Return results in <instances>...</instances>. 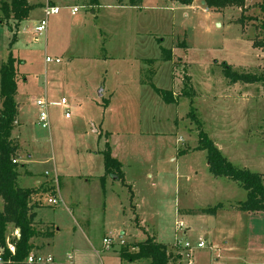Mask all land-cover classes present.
<instances>
[{"label":"rangeland","instance_id":"rangeland-1","mask_svg":"<svg viewBox=\"0 0 264 264\" xmlns=\"http://www.w3.org/2000/svg\"><path fill=\"white\" fill-rule=\"evenodd\" d=\"M56 1L60 11L48 16L45 32H36L35 21L27 18L11 46L15 33L0 25V68L11 46L20 72L21 106L13 130L23 159L18 171L44 174L53 160L43 161L58 162L59 193L40 194L45 204L48 196L62 200L47 207L63 227L56 261H69L74 248L93 250L85 241L90 235L98 252H81L79 264H103V251L116 257L104 264H136L121 259L119 249L148 237L171 250L178 239L189 242L194 264H264V211L223 209L217 221L184 211L219 202L229 207L247 197L237 182L209 172L206 151L197 149L200 130L235 165L264 174V82L231 84L222 65L264 72V49L254 43L264 37L263 0L221 10L202 0H143L139 8L103 0L96 13L90 7L96 0ZM73 5L80 6L77 15L71 14ZM165 49L174 51L171 59H164ZM47 55L61 62H47ZM51 72L61 73L64 87L55 76L56 90L45 94ZM161 89L175 92L178 100L167 101ZM62 95L69 115L50 106V128H44L38 98L51 102ZM191 110L199 124L188 116ZM107 146L121 161L125 179L108 175L104 205L86 211L88 224L76 216L79 186L72 175L87 173L82 157L93 151V172L103 174ZM29 156L39 162L26 164ZM8 234L13 238L15 229ZM106 236L117 242L110 250L104 249ZM200 240L203 248L196 247Z\"/></svg>","mask_w":264,"mask_h":264},{"label":"trees","instance_id":"trees-1","mask_svg":"<svg viewBox=\"0 0 264 264\" xmlns=\"http://www.w3.org/2000/svg\"><path fill=\"white\" fill-rule=\"evenodd\" d=\"M179 1L184 4H191L194 0ZM202 1L209 9L221 10L230 5L242 6L245 0ZM142 2L143 0H129L132 6H140ZM35 7L28 0H11L10 3L2 5L5 17L12 14L17 21L27 19L30 11ZM261 8L264 11V0L261 3ZM5 17H2L0 21H3ZM14 42L15 36L11 46ZM254 43L264 49V37ZM11 46L8 57L0 68V197L4 202V207L0 210V246H6L8 240L14 242L16 253L13 255L6 250L4 255L5 264H21L33 250L31 239L39 233L33 225L35 195L44 191H52V188L38 191L29 187H21L18 184L19 162H14V160L18 161V158H20V144L13 135L19 115V104L16 100L18 91V58L13 54ZM171 55L172 51L170 49L164 50V59H171ZM222 65L225 76L231 84L237 82H264V72L259 74L238 72L233 70L232 66L227 62H223ZM161 91L167 101H177L179 98L170 90L161 89ZM188 116H191L199 124V119L193 114L192 110L188 113ZM197 149L206 151L208 170L214 177H223L237 182L240 187L247 191V197L229 207H226L223 202H219L215 205L189 209L186 211L188 214L216 215L218 211L223 209L249 212L264 211L263 173L235 165L203 130L199 132ZM103 154L105 172L114 175L117 179L124 180L121 162L113 157L111 147L107 146ZM10 224L15 228H20L19 237H9L8 228ZM46 235L51 236V233L47 232ZM119 257L136 264H140L142 261H148V264H181V254L177 250L173 248L171 250L170 244L156 241L152 237L144 241L122 245L119 249Z\"/></svg>","mask_w":264,"mask_h":264},{"label":"crops","instance_id":"crops-1","mask_svg":"<svg viewBox=\"0 0 264 264\" xmlns=\"http://www.w3.org/2000/svg\"><path fill=\"white\" fill-rule=\"evenodd\" d=\"M10 2H11V0H0V20L2 17L6 16L4 14L3 9H2V5L4 3H10ZM28 2L30 4L36 6L34 9H32L30 11L29 16H28L29 19L32 18L35 21V25L38 23V21L41 18L44 17V10L47 6H58L59 7L56 0H28ZM95 2L96 3L99 2V4L98 5L94 4V7H92V5L90 6L91 8H93V13L98 12L99 8L104 6L103 0H96ZM115 5L119 8H123V7H127V6L139 8L142 6V5L132 6V5H130L129 0H116ZM78 6L79 5L71 6V14L72 15H77V13L79 12V9L76 13H73L72 9H73V7H78ZM79 8H80V6H79ZM23 21L24 20H22V21L15 20L13 18V15L10 14L9 16L5 17V19L3 21H0V25L1 26H4V25L8 26L10 28V31L15 33L14 36L16 39L17 34L20 31V28L22 26L21 24ZM18 28H19V30H18ZM16 29L18 30L17 32L15 31ZM170 50L174 54V51L172 49H170ZM57 57H59V56H57ZM19 73L20 72L18 70V79L20 77ZM52 73L53 72H51L47 77L48 78L46 81L47 84L45 85V88L43 89L45 94L46 93L49 94L50 92L52 93L56 90L55 89V87L57 85L56 78H57V80H60L61 88L63 89V87H64L63 86L64 82H63V78H62L61 73L59 72L61 76L60 75H54V73L53 74ZM140 73H141V70H140ZM55 76H56V78H55ZM26 80H27V78H26V76H24V81H26ZM18 85H19V82H18ZM18 91H19V86H18ZM18 91H17V94H18ZM173 93L175 94V92H173ZM61 98H65L64 95H62L59 100H61ZM38 99H45V98L39 97ZM59 100H52V101H59ZM0 103H1V99H0ZM18 104H19V109H20L21 104L19 102H18ZM69 106L70 105L68 104L67 108L64 106H60V107L64 108L66 111L70 108ZM17 122H19V121L17 120L16 124H17ZM95 131H96V129H95ZM20 152H21V148H20ZM112 155H113V153H112ZM92 156H93V158H92ZM97 156H98V151H93L92 153H87L86 156L82 157L83 160L87 159L86 163L85 164L83 163L85 166V169L87 170V173L86 174H74V175H72V177H75L73 179H76L77 184L79 186V188L75 192L77 195H81V197L75 195V199L77 201L75 203V205H76V209L78 210V212H77L78 214H76V216L79 215L80 217H82L84 222L86 220H88L89 221L88 224L91 223V220L85 219L87 216L86 211L91 210V209H96L97 207H99V205L100 206L104 205L103 192L105 191L104 188H105V185H106V182L108 179V175L113 179H117V177H115L114 175L112 176V174H108L106 172H104L103 174H94V172H93L94 168H95L94 163H95V157H97ZM113 157L117 158L114 155H113ZM103 158H104V156H103ZM117 159L119 160V158H117ZM49 161H52L51 163H53V164L51 165L50 170L46 169L44 171V174H40L39 171H36L32 168L27 169L26 173L23 171H20V172L18 171L19 172L18 182L21 179V176L24 177V179L21 181L22 182L21 187H29V188H33V189L38 190V191L39 190L43 191L46 188H52L51 190L53 191L52 192L53 194H56L57 192L59 193V189L55 188V186H54V183L56 182V184H57L58 178H60V176H61L60 174H57L58 169H59L58 162L54 158L53 159L48 158L43 162L47 163ZM17 162H19V163L23 162L21 155H20V158H18ZM37 162H39V161H37V160L33 161L32 156H29V159L25 161L26 164H30V165L37 163ZM121 166H122V163H121ZM104 168H105V165H104ZM21 173H24V174H21ZM52 173H54V174H52ZM124 179H125V174H124ZM35 196L36 197L34 198V203H33L34 204L33 211L35 212V218H34V224L33 225L38 230L39 233H38V235L34 236L31 239V242L33 244L32 252H42L45 255H51L53 257V261L50 263H46V264H79L80 263L79 254L81 252H93V251L98 252L97 248L93 244V237H91L90 235H85V241L88 242L89 246L92 247L93 250H90L89 248H87L86 249L87 251H85L84 249H81V248H74L73 251H74L75 255H71V254L68 255V258H69V261H67L68 263L65 262L64 260L61 261L59 258H58V261H56L55 254H57V256H58L59 253H58V250L55 246V243H56L55 241L62 234L63 227L56 224V222L51 217V214H48L49 212L47 211L48 210L47 207L51 206L49 201H48L49 198H51L53 196H56V197L58 196L57 198L59 199V202H61L62 201L61 196H59L58 194L53 195V196H48L47 197V204H45L44 201L41 199V197H39L40 193H38ZM3 207H4V202H3V199L0 197V210H2ZM189 209H192V208L185 209L184 211H187ZM217 214L216 215L207 214V215L210 217H214L216 219ZM188 216H191V214H188ZM216 221H217V219H216ZM75 223L77 224L78 227L79 226L81 227L82 223L79 222L78 219L75 220ZM50 226L55 227V230H51L49 228ZM12 227L15 229V235L14 236L19 237L20 232L18 231V228H15L12 224L9 225L8 231ZM78 227L73 226V228L75 230H77ZM17 231H18V234H16ZM47 232L51 233V236H47L46 235ZM72 232H74L73 238H75V234L77 233V231H72ZM9 237H10V235H9ZM152 238H154V237H152ZM73 242L75 243L74 239H73ZM115 252H116V250H115ZM101 256H103V259H102L103 264H104V260L107 262V260L109 261V260L116 258V257L112 256V253L110 251H108V252L103 251V254ZM74 259H75V261H74ZM23 263H21V264H23Z\"/></svg>","mask_w":264,"mask_h":264},{"label":"built area","instance_id":"built-area-1","mask_svg":"<svg viewBox=\"0 0 264 264\" xmlns=\"http://www.w3.org/2000/svg\"><path fill=\"white\" fill-rule=\"evenodd\" d=\"M60 11V8L58 6H47L44 10V17L41 18L38 23L35 25V31L42 33L45 32L47 29L48 25V16L50 14H56ZM78 11V7H73L72 12L76 13ZM46 61L47 62H56L60 63L61 59L59 57H51V56H46ZM37 105L39 107V122L44 128H49L50 127V113H49V108L50 106H64L67 108L68 106V100L66 98H61L59 101H47L46 99H38L37 100ZM66 115H69V110L66 111ZM14 162H17V160H14ZM49 203L51 204H58L59 199L56 196H53L48 199ZM18 234V231L17 233ZM17 237V236H16ZM125 242L123 240H120V244H124ZM103 244H104V249L105 250H110L113 245L117 244L115 239L112 236H106L103 239ZM119 244V245H120ZM206 245L205 240H200L197 243V248H203ZM175 248L177 252L181 254V264H194V261L192 260L193 256V248L194 246L190 244L189 242L183 243L182 240H177L175 242ZM10 251L11 254L16 253V246L15 243L8 240L6 243V246H0V264H5V252ZM53 261V257L51 255H45L42 252H32L28 255L24 263L26 264H46L50 263Z\"/></svg>","mask_w":264,"mask_h":264},{"label":"water","instance_id":"water-1","mask_svg":"<svg viewBox=\"0 0 264 264\" xmlns=\"http://www.w3.org/2000/svg\"><path fill=\"white\" fill-rule=\"evenodd\" d=\"M203 3H204V1H203ZM18 231L20 232V228H18ZM19 236H20V233H19Z\"/></svg>","mask_w":264,"mask_h":264}]
</instances>
